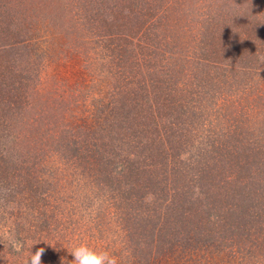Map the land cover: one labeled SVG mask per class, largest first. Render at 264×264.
Instances as JSON below:
<instances>
[{"label": "rangeland", "instance_id": "374dc122", "mask_svg": "<svg viewBox=\"0 0 264 264\" xmlns=\"http://www.w3.org/2000/svg\"><path fill=\"white\" fill-rule=\"evenodd\" d=\"M246 11L264 35V0H0V264H22L40 248L42 264H70L68 248L81 243L145 264L132 254L131 235L144 233L138 217L150 229L214 162L221 178L224 161L215 159L232 133L264 132V106L252 107L264 104L258 70L232 73L227 114L222 97L214 112V97L187 73L200 67L207 27L238 23ZM256 49L264 68V38ZM140 79L137 110L130 91ZM124 114L149 122L146 134ZM66 139L88 156L66 150ZM108 156L141 160V179L154 176L156 191L142 204L128 199L123 177L112 184L102 172ZM244 226L214 244L180 233L169 253L147 254L150 264H264V225Z\"/></svg>", "mask_w": 264, "mask_h": 264}, {"label": "trees", "instance_id": "16d2710c", "mask_svg": "<svg viewBox=\"0 0 264 264\" xmlns=\"http://www.w3.org/2000/svg\"><path fill=\"white\" fill-rule=\"evenodd\" d=\"M248 12L250 11H246L245 16L238 23L227 20L223 23H213L211 26L207 27L208 31L204 32L201 40L202 47L200 48V54L202 59L199 57L197 61L200 67L198 69L191 68L189 72H187L188 76L193 77L192 79L195 81V84H198L200 88L204 89L202 91L208 92L209 97H214L215 102H212L211 106L212 110L213 108L215 109L213 110L214 112L221 110L217 105L219 98L222 97V111L227 114L229 109L227 100L230 96H227L226 93L230 94L231 92L226 89L224 85L231 84H228V82L231 81L232 73L237 72V69L244 72L248 69H256L261 73V75L258 73L260 78L264 79L262 76L264 75L262 72L264 68L260 63L257 64L261 61V58L260 60L257 58L260 54L256 52L257 41L264 38V35L260 32L262 31L260 23L263 22L258 19L252 20V16ZM146 25L147 27H145L149 28L150 24L146 23ZM143 27L144 26H141V28ZM146 28H143L142 34L145 33ZM0 35H3V33L1 32ZM122 46L123 45H120L118 48H122ZM124 49L127 50L126 47H124ZM255 59L256 62L254 65L253 61ZM127 61H130V59ZM149 61H152V57H150ZM181 62L183 63L186 61ZM188 63L192 64V66L194 65L192 62ZM21 74L20 72V74H17L14 78V84L17 85L18 89H21V86L18 84ZM196 79H198V81H196ZM142 80L143 79L138 80L140 81L139 86L132 89L136 90L135 93L132 90L130 91V99L132 96V101L135 103V105L132 106H138L137 110L139 109L140 103L138 97L140 95L146 96L143 95L144 92H142L143 94L139 93V88L143 86V83H141ZM216 80L220 85H217ZM211 82L216 85H210ZM262 82L264 83V81ZM218 87L221 89H218ZM262 88H264V84ZM163 103L165 107L172 106L170 101H164ZM166 104L168 106H166ZM255 105L256 107L259 105L260 108L264 106V104L255 102L252 107H255ZM172 107L176 106L173 105ZM8 109H11V106H8ZM142 115L148 117L146 113ZM159 115H161V113L156 116L157 124H159ZM123 117L126 118L124 119L125 121H123L125 125L127 123L138 124L136 128L138 136L146 134L150 128V123L146 122L142 116L139 118L135 115L137 120L125 114ZM161 119L162 115L159 120ZM262 131L264 130L262 129ZM251 132L250 128H248V133L251 134ZM256 136L258 135L253 133L250 136L247 135V137H238L237 132L228 136L226 147L221 148L223 151H221V149L219 150L218 156L217 154L214 155L215 157L217 156L215 161L218 163L219 161H224L225 167L221 165L222 171L220 170L219 173L225 172V174H222L221 178L215 177V175H217L215 171L218 170L214 168L217 167V163L214 162L213 166L210 165L206 171H203L204 173H202L198 179L190 184L189 189L183 197L177 200L173 199L174 202L172 201L166 210L168 214L162 215L161 212L157 214L156 223L152 225L150 229L145 225H149V222L144 220V217L141 218L139 216L138 220H140L142 224L140 226H143L144 233H141L140 236L135 238H132L130 234L131 239L134 241H132V244L135 245L132 247V254L135 256L139 255L140 259L143 260L145 264H150L154 257L151 258V256L147 254H156L155 256L159 257L167 252L169 253L172 251L173 245L178 242L180 233H184L183 236L187 243V237L189 236L188 232H194L196 235V243L214 244V237L217 233L228 236L233 232L227 233V231H234L235 228L249 225L250 221L263 226L264 132H260L259 136ZM74 145L75 141L66 139L65 149L69 147V151H71V149L72 151L74 150L73 153H75V156H88V153H81L82 148H79L80 146ZM218 149L219 148H216V150ZM88 150H90V148ZM88 150H86V152ZM94 155L96 154L94 153ZM108 157L110 158L108 162L105 163V169H102V172L112 178V184L113 180H116L118 177L116 175H121L123 177L125 183L123 189L128 193V199L133 200L134 203L142 204L148 193L156 191L155 188L159 186L158 183L160 181H154V176H152L149 181L141 179L142 170L145 171L143 166L140 167L138 165V162H141V160L133 162L134 160L132 161L127 156L121 157L117 162L116 157ZM139 168L142 170H139ZM17 170L19 171L20 169ZM135 176L137 178L135 180L138 181L136 183L135 180H132ZM139 180L141 182H139ZM163 190H165V187ZM243 193H245L246 196ZM237 197L242 201L232 202V200ZM252 199L254 200L252 201ZM39 201L41 200L39 199ZM162 207L163 205L160 206V208ZM190 208L191 215L189 216L187 211ZM173 209L176 210V214L171 212ZM172 221H174V224H172ZM158 223H161V225L156 231ZM217 228L221 231H218ZM137 238L139 239L138 241H136ZM140 245L147 246L149 249L146 250V248H144L139 250L136 248ZM168 248L169 250H167Z\"/></svg>", "mask_w": 264, "mask_h": 264}, {"label": "clouds", "instance_id": "9594fccd", "mask_svg": "<svg viewBox=\"0 0 264 264\" xmlns=\"http://www.w3.org/2000/svg\"><path fill=\"white\" fill-rule=\"evenodd\" d=\"M9 243L19 251L20 247L17 242L6 237ZM2 242V241H0ZM69 253L73 256L70 264H120L119 259L109 251L97 249L87 243H81L78 246L68 248ZM45 249L40 248L36 252L26 257L22 264H42V255Z\"/></svg>", "mask_w": 264, "mask_h": 264}]
</instances>
